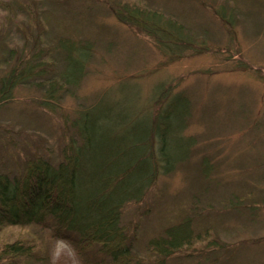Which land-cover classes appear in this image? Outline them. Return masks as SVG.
<instances>
[{
	"label": "rangeland",
	"instance_id": "obj_1",
	"mask_svg": "<svg viewBox=\"0 0 264 264\" xmlns=\"http://www.w3.org/2000/svg\"><path fill=\"white\" fill-rule=\"evenodd\" d=\"M130 1L0 0V60L9 49L12 57L37 49L51 59L59 35L90 50L76 86L47 99L40 87L18 85L0 102V172L15 177L35 156L57 162L77 112L102 96L122 98L137 114L153 111L151 98L162 84L170 95L188 97L183 136L192 144L187 158L158 175L141 200L122 207L120 224L132 239L134 260L264 264V0H133L192 33L194 45L176 57L115 18L112 10ZM216 7L229 12L231 23ZM54 64L58 72L63 68L59 58ZM6 68L1 61V74ZM183 221L191 243L167 257L153 253L149 240ZM20 235L38 240L47 264H97L102 255L98 246L80 247L33 227H5L0 242Z\"/></svg>",
	"mask_w": 264,
	"mask_h": 264
},
{
	"label": "trees",
	"instance_id": "obj_2",
	"mask_svg": "<svg viewBox=\"0 0 264 264\" xmlns=\"http://www.w3.org/2000/svg\"><path fill=\"white\" fill-rule=\"evenodd\" d=\"M112 11L120 22L150 38L163 55L176 57L194 45L192 33L157 8L131 0ZM215 13L231 23L225 8L216 7ZM54 41L51 59L37 49L16 57H12L14 50H8L0 60L7 67L5 73L0 72V102L9 100L18 85L40 87L47 99L77 85L90 55L88 45L66 35ZM58 58L63 66L59 72L54 64ZM160 85L152 92L153 111L137 114L122 98L109 101L102 96L77 112L74 134L57 162L35 156L15 177L0 172V231L10 226L33 227L80 247L98 246L102 255L97 264H144L134 260L132 239L120 224L121 209L141 200L158 175L182 163L192 144L190 137L183 136L188 97L182 92L170 95V89ZM191 234L189 223L183 221L148 244L153 253L167 257L189 245ZM37 241L21 235L1 241L0 264H47Z\"/></svg>",
	"mask_w": 264,
	"mask_h": 264
}]
</instances>
